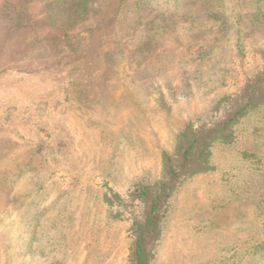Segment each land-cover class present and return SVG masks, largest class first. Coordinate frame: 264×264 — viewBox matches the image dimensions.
Segmentation results:
<instances>
[{
	"label": "rangeland",
	"instance_id": "rangeland-1",
	"mask_svg": "<svg viewBox=\"0 0 264 264\" xmlns=\"http://www.w3.org/2000/svg\"><path fill=\"white\" fill-rule=\"evenodd\" d=\"M259 75L264 0H0V264H129L134 187ZM231 128L151 264H264V84Z\"/></svg>",
	"mask_w": 264,
	"mask_h": 264
},
{
	"label": "trees",
	"instance_id": "trees-1",
	"mask_svg": "<svg viewBox=\"0 0 264 264\" xmlns=\"http://www.w3.org/2000/svg\"><path fill=\"white\" fill-rule=\"evenodd\" d=\"M264 84V75L250 80L237 95L231 108L214 124L189 123L180 132L177 155H165L166 177L159 182L158 189L147 183L134 187L133 194L142 205L139 217H134L130 228L132 240L129 264H151L153 246L159 238L164 218V208L182 182L205 162L208 142L230 134L231 127L252 106ZM215 108V111L218 109ZM218 111V110H217Z\"/></svg>",
	"mask_w": 264,
	"mask_h": 264
}]
</instances>
